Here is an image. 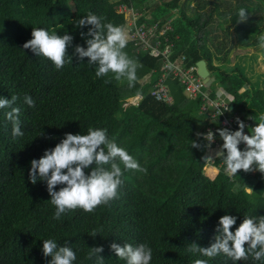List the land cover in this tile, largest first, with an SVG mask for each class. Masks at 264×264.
<instances>
[{
	"label": "trees",
	"instance_id": "16d2710c",
	"mask_svg": "<svg viewBox=\"0 0 264 264\" xmlns=\"http://www.w3.org/2000/svg\"><path fill=\"white\" fill-rule=\"evenodd\" d=\"M120 4L148 10L151 16L142 13L135 21L157 22L150 43L159 40L162 48L172 42V57L184 53L185 65L205 59L210 83L216 80L218 89L234 98L226 113L248 119L250 135L264 114V80L259 88L240 68L226 69L219 63L233 38L240 45L259 42L264 0H0V98L17 97L12 107L20 108L24 133L13 137L12 122L6 117L11 108L0 109V264H49L51 257L43 254L45 239L55 240L58 246L68 244L76 254L73 264H127L111 250L112 243H147L152 249L150 264H194L197 259L207 264H264V258L255 260L251 255L233 261L223 253L209 258L188 250L193 243L204 248L215 243L219 219L225 214L237 218L230 229L233 232L245 216H264V173L255 165L253 171L241 169L229 175L219 154L212 162L219 169L216 176L204 174L207 143L203 131L209 119L198 111L200 98L185 97L168 76L165 82L173 101L155 99L152 91L160 76V56L131 39L123 51L138 64L134 87H129L126 77L115 79L114 73L97 78V66L89 65L87 57L80 60L74 55L75 46L86 48L90 38L81 33H87L91 25L80 27L79 20L91 12L105 17L103 23L123 27ZM240 8L246 9L245 20H240ZM201 11L206 12L208 22L203 41L198 42L194 23ZM166 24L171 27L159 33ZM33 27L73 37L61 69L23 48L32 39ZM215 93L210 90L209 95ZM25 95L33 98L35 107L24 102ZM131 97L135 104L127 101ZM237 126L235 122L230 128H216L214 136L220 146L224 141L218 129L234 132ZM89 127L106 129L109 139L147 171L125 170L121 164L123 183L116 198L91 213L77 208L55 220L56 207L46 181L37 179L33 184L29 179L31 161L53 149L66 133L86 135ZM194 142L199 147H193ZM94 166L85 169V174ZM213 166L207 167L211 173L216 172ZM247 188H252L251 194ZM101 246L102 252L87 258L90 248Z\"/></svg>",
	"mask_w": 264,
	"mask_h": 264
},
{
	"label": "clouds",
	"instance_id": "9594fccd",
	"mask_svg": "<svg viewBox=\"0 0 264 264\" xmlns=\"http://www.w3.org/2000/svg\"><path fill=\"white\" fill-rule=\"evenodd\" d=\"M238 15L240 20H245L246 9L240 8ZM105 19L89 12L79 20L80 27L91 25L87 33H81L82 36L90 38L86 39V48L75 46L74 55L80 60L89 58L88 64L97 66V78L114 73L115 79L126 77L129 87H134L138 64L123 51L128 42L127 35L122 26H115L110 22L103 23ZM258 39L260 47L264 48V35ZM72 41L73 37L67 33L58 35L55 31L50 33L44 28L33 27L32 39L25 42L23 48L30 49L37 56L48 58L59 70L65 64L67 48ZM69 58L71 63L72 57ZM168 67L171 68L172 65ZM108 82L105 80V83ZM227 99L234 100L230 95ZM16 100L14 95L10 100L0 98V109L11 108L6 117L12 122L13 137L24 134L20 126V108L12 107ZM24 102L29 107H35V101L30 95L24 96ZM237 123L239 128L234 132L226 128L218 129L224 141L222 148L226 150V155L223 151L218 154H223L228 174L236 175L241 169L245 172L253 171V165L256 170L264 173V114L259 116V122L251 128V135L245 134L246 125L243 121L238 119ZM241 142L246 146L243 151L238 147ZM192 146L199 147L195 142ZM93 164L95 166L90 174L86 175L84 170ZM121 164L125 170L147 171L125 148L118 146L114 139H109L106 129L89 127L86 135L66 133L65 138L53 149H46L39 160L33 159L29 179L33 184L37 179L46 181L51 203L56 207L53 219L60 220L68 210L81 208L91 213L97 206L107 205L116 198L117 190L123 183ZM57 185L64 186L56 191L54 189ZM247 191L251 194L252 188ZM236 219L232 215H223L219 219L215 243L207 248L193 243L188 250L209 258L223 253L233 261L247 260L249 255L255 260L264 258V216H245L233 232L230 229ZM96 234L93 232L91 235ZM110 248L118 258L126 259L127 264H150L152 259V249L147 243L136 246L129 243L124 246L112 243ZM102 251V246L90 248L87 258L91 259ZM43 254L45 257H51L49 264H73L76 260V254L68 244L58 246L53 239L43 240ZM194 264H207V261L197 259Z\"/></svg>",
	"mask_w": 264,
	"mask_h": 264
},
{
	"label": "built area",
	"instance_id": "2783aa9c",
	"mask_svg": "<svg viewBox=\"0 0 264 264\" xmlns=\"http://www.w3.org/2000/svg\"><path fill=\"white\" fill-rule=\"evenodd\" d=\"M125 8L126 7L123 4L118 6V10ZM165 26L166 27L159 30V33H163L165 28H168L167 25ZM156 28L157 22L144 25L142 22L137 24L135 20L128 28L130 33L129 39L133 40L135 43L145 42L146 46L144 49H149V52L152 55L160 56V76L155 83L154 90L152 91L155 99L168 103L173 101L169 86L165 82L168 76L179 84L185 97L189 99L200 98L201 103L198 111L199 113H203L209 119V124L204 127L203 136L206 143L210 145L211 143L216 144L217 142V139L214 136L216 128L221 126L226 128L233 127L234 123L237 122L238 119L243 121L247 126L249 124L248 119H242L237 113H226L231 109L230 101L227 99L228 95L223 94L222 92H219L221 97H219V95H215L213 97L209 95L210 90L205 87V82L196 73V65H185L184 59L186 55L184 53H179L172 57V42H166L162 48L159 47V40H157L154 44L150 43V38L156 34ZM168 65H172V67L169 68ZM238 128L239 126L235 129L238 130ZM244 132L245 134L250 135L246 127ZM238 146L246 147L243 142H241ZM225 171L227 172L226 163Z\"/></svg>",
	"mask_w": 264,
	"mask_h": 264
},
{
	"label": "rangeland",
	"instance_id": "374dc122",
	"mask_svg": "<svg viewBox=\"0 0 264 264\" xmlns=\"http://www.w3.org/2000/svg\"><path fill=\"white\" fill-rule=\"evenodd\" d=\"M114 1V0H112ZM182 1V0H180ZM192 5V3L190 4ZM118 9V7H117ZM124 11V18H125V24L123 26V29L127 35V39L130 37V33L128 31V28L134 20L137 18L138 15L140 14H145L146 16H151V14L148 12L147 9H141L137 10L135 7H128L125 9H122ZM208 22V16L205 11H201V14L199 15L198 19L195 21V32L194 35L198 39V42L203 41V35H204V28L207 25ZM168 28H170V24H166ZM166 27V26H165ZM259 35H264V23L259 26ZM228 34L233 33L232 27H228ZM233 36V35H232ZM143 43V48L146 46L145 42ZM227 48L226 55L223 59L220 60L219 63H222V67L228 69L232 67H237L240 68L246 76L250 79V82L255 85L262 87L263 80H264V48L260 47V42H257L256 44L252 45H240L239 42L237 41L236 37L231 40L230 45H225L224 49ZM218 60L213 59V62L216 63ZM147 80V76H145L144 81ZM211 80V79H210ZM205 87L214 92L215 95H219L221 92L216 84V80L212 79V83L210 86H207L205 84ZM246 88V86H243L241 88V91H243ZM214 95V96H215ZM229 96V95H228ZM219 97H221L219 95ZM128 102L135 104L136 99L134 97L128 98ZM216 144L210 145L207 143L206 145V150H205V156H206V165L203 167V172L206 176L209 178H213L216 176L217 172L219 171L218 166H214L216 168L215 173H211L208 171L209 166L212 165V160L219 156L218 153L224 151L222 146H220L219 141L216 140ZM240 147V146H238ZM209 160V161H208ZM227 173V172H226ZM248 190V189H247ZM264 196V195H263Z\"/></svg>",
	"mask_w": 264,
	"mask_h": 264
},
{
	"label": "water",
	"instance_id": "95a60500",
	"mask_svg": "<svg viewBox=\"0 0 264 264\" xmlns=\"http://www.w3.org/2000/svg\"><path fill=\"white\" fill-rule=\"evenodd\" d=\"M196 73L202 78V80L205 82L207 86H209L210 83V77H209V71L207 69L206 61L203 58H200L196 61Z\"/></svg>",
	"mask_w": 264,
	"mask_h": 264
}]
</instances>
